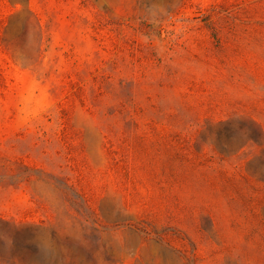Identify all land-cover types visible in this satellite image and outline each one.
Returning <instances> with one entry per match:
<instances>
[{
  "label": "rangeland",
  "instance_id": "obj_1",
  "mask_svg": "<svg viewBox=\"0 0 264 264\" xmlns=\"http://www.w3.org/2000/svg\"><path fill=\"white\" fill-rule=\"evenodd\" d=\"M0 264H264V0H0Z\"/></svg>",
  "mask_w": 264,
  "mask_h": 264
}]
</instances>
